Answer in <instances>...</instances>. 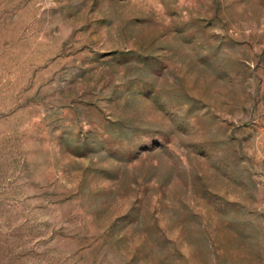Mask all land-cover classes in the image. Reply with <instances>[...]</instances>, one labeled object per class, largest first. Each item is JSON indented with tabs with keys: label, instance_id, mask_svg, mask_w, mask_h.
<instances>
[{
	"label": "rangeland",
	"instance_id": "rangeland-1",
	"mask_svg": "<svg viewBox=\"0 0 264 264\" xmlns=\"http://www.w3.org/2000/svg\"><path fill=\"white\" fill-rule=\"evenodd\" d=\"M0 264H264V0H0Z\"/></svg>",
	"mask_w": 264,
	"mask_h": 264
}]
</instances>
